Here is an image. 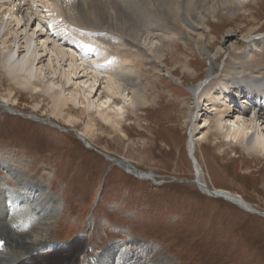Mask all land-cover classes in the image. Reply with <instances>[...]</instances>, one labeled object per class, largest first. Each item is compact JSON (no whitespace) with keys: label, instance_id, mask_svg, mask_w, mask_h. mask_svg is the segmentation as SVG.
I'll use <instances>...</instances> for the list:
<instances>
[{"label":"rangeland","instance_id":"obj_1","mask_svg":"<svg viewBox=\"0 0 264 264\" xmlns=\"http://www.w3.org/2000/svg\"><path fill=\"white\" fill-rule=\"evenodd\" d=\"M165 1L167 7L174 5V0ZM183 2L186 12L189 2L195 0ZM33 5L40 18L34 17L47 22L41 18L47 17L44 5ZM238 11H218L207 16L208 32L199 42V49L189 41L175 38L173 46L165 51L163 63L167 68H180L182 62H189L197 74L193 79L185 76L182 82L171 80L162 72L159 74L151 62L140 59L135 68L142 85L147 87L146 100L157 102L155 107L150 103L149 109L143 107L136 115L125 114L121 132L110 129L94 118L93 111L89 112L98 125L87 138L93 149L86 148L74 134L82 135L88 121L86 113L79 114V107H70L77 119L75 127H71L51 116L46 108L48 101L37 96V91L10 87L0 70V95L10 87L16 100L9 102L10 108L5 111L1 108L5 101L0 99V193L17 189L21 185L18 179L38 186L53 201V218L48 226L52 242L68 247L81 238L84 241L85 252L78 257L80 264L94 261L100 251L116 244L129 247L127 250L137 249L136 244L152 247L155 251L151 257L167 264H264V217L256 215L264 214V162L246 156L240 149L214 146L211 139L195 150L204 181L213 189L240 196L255 210L251 214L221 198L203 194L192 183L193 162L187 150V121L192 117L190 106L193 107L188 90L203 80V72L209 69L208 54L214 53L216 46L237 45V54L228 58L226 53L217 60V77L211 84L229 74L228 63L249 50L253 53L247 67L264 75V38L256 46L241 40L248 31V37L264 34V0H251ZM153 21L148 24L152 34H156ZM172 28L181 31L176 23L171 24ZM230 33L235 40L230 41ZM209 40L215 45L208 53ZM78 42L75 39L73 46L78 47ZM97 42L94 45L87 41L86 46L91 45L90 50L95 46L98 50L104 48L102 59L106 64L120 59L125 51H134L128 44L119 48L122 56L115 55L113 48L117 46ZM173 74L178 76L177 72ZM35 104H39L38 110L34 109ZM196 123L200 127L202 119ZM97 151L109 158L126 160L141 172L153 173L156 183L137 179ZM81 246L49 259L57 262L63 255L75 256ZM136 255L150 259L145 254Z\"/></svg>","mask_w":264,"mask_h":264},{"label":"bare ground","instance_id":"obj_2","mask_svg":"<svg viewBox=\"0 0 264 264\" xmlns=\"http://www.w3.org/2000/svg\"><path fill=\"white\" fill-rule=\"evenodd\" d=\"M249 1L195 0L189 2L185 12L183 0H174L172 7H167L165 0H0V70L7 76L10 87L37 91V96L48 101L46 108L51 116L71 127H75L77 119L70 107H79V114L86 113L89 121L85 123V131L79 135V140L91 146L87 138L92 135L91 129L98 126L94 118L121 132L125 114L134 115L143 107L149 109L150 103L155 107L157 102L154 101V104L152 100H146L147 87L142 85L137 73L136 65L140 59L151 62L153 68L160 70L159 74L162 72L161 75L171 80L176 81L177 78L181 81L185 76L193 79L197 74L189 62H182L180 68L168 69L163 63L165 51L173 46L175 38L189 41L199 49V42L205 39L208 32L205 25L207 16H213L218 11L237 12ZM33 3L44 5L47 17L41 18L47 22L39 19ZM151 20L157 28L156 34H152L149 27ZM172 23H176L181 31L171 30ZM44 26L49 28L44 29ZM247 33L241 35V40L245 41L243 44L256 46L264 38V34L248 37L250 31ZM232 36L231 33L228 36L230 41L236 39ZM75 39L80 41L78 47L73 46ZM87 41L94 45L99 41L104 45L117 46L113 48L115 55L120 54V47H128V44L134 51H125L123 56L120 54V59L106 64L102 59L104 48L98 46L102 52L96 46L90 50L91 45L86 46ZM211 41H208V53L215 45ZM236 46H216L217 50L208 54L209 69L203 72V80L188 90L193 107L190 106L192 117L187 121L190 126L187 150L193 162L195 181L192 183L203 194L255 213L240 196L211 188L204 181L202 167L194 156L195 150L211 139L214 146L219 144L220 148L227 150L240 149L246 156L264 162V75L251 72L247 67L253 51L249 50L235 62L228 63L229 74L219 78L217 84H211L217 77V60L226 53L228 58L236 55ZM139 51H142L141 56ZM101 70L104 73H100ZM224 70L225 66L220 73ZM173 71L178 73L177 77ZM9 88L0 95V99L5 101L4 105L1 104L5 111L10 108L9 102L16 101ZM39 108V104L34 105V109ZM92 111L94 118L89 114ZM198 119H202L200 127L196 123ZM108 162L121 167L126 173L130 172L123 163ZM139 174L137 179L156 183L153 173L139 171ZM11 175L13 177L14 174ZM18 181L21 185L17 189L0 193V264H60L62 261H65L63 264H80L78 257L85 252L82 238L68 247L54 244L48 228L53 218L52 199L38 186ZM80 244L81 249L75 250V256L63 255L57 262L49 259ZM116 245L119 249L110 245L104 249L100 257L105 262L100 264H167L151 257L155 251L152 247L136 244L138 248L135 251ZM42 252L50 254L42 258L46 255ZM136 253L145 254L150 259L139 257ZM94 263L96 261L89 259L83 264Z\"/></svg>","mask_w":264,"mask_h":264},{"label":"water","instance_id":"obj_3","mask_svg":"<svg viewBox=\"0 0 264 264\" xmlns=\"http://www.w3.org/2000/svg\"><path fill=\"white\" fill-rule=\"evenodd\" d=\"M51 126H53V127H55L56 129H62V128H60V127H58V126H56V125H52V124H50ZM74 134L77 136V138L78 139H80V136H79V134L77 133V132H74ZM83 144H84V146L86 147V148H91V149H93L91 146H88V144L85 142V141H81ZM100 155H102V156H104L108 161H112V163H116V162H119V163H123L126 167H129V169H130V172L129 173H131L132 175H134L135 177H138V178H140V174H139V170L138 169H136L133 165H131L128 161H126V160H123V159H113V158H109L107 155H105V154H103V153H101V152H98ZM147 178V177H146ZM173 181H177L176 179H172ZM160 184V183H159ZM247 213H251V214H255V213H252V212H249V211H246ZM256 215H261V216H264V214H262V213H260V214H256Z\"/></svg>","mask_w":264,"mask_h":264}]
</instances>
